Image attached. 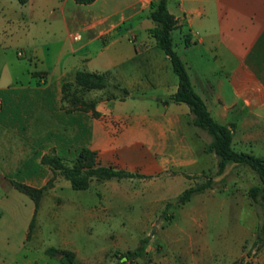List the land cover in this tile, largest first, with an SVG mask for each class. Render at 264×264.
Listing matches in <instances>:
<instances>
[{
    "label": "crops",
    "instance_id": "1",
    "mask_svg": "<svg viewBox=\"0 0 264 264\" xmlns=\"http://www.w3.org/2000/svg\"><path fill=\"white\" fill-rule=\"evenodd\" d=\"M150 1L0 0V183L7 191L17 189L6 176L20 173L32 176L22 182L39 187L52 171L41 161L44 154L72 159L88 147L95 151L96 165L144 176L106 179L103 185L118 191L121 203L109 198L99 206L79 204L82 217L113 222L120 214L121 223L155 225L152 237L162 239L155 245L148 241L130 263L119 253L82 249L67 233L61 234L58 245L19 257L1 254L2 246L7 247L2 238L0 264H64L63 254L50 253V246L74 251L75 264H239L241 256L250 264H264V244L254 245L260 217L247 191L214 185L172 204L178 213L166 211L169 202L195 183L207 160L217 161V156L201 154L191 137L198 127L191 122L189 106L170 99L178 75L148 30L154 25L148 16ZM167 6L191 52L189 60L180 57L194 89L215 120L233 126L234 149L236 145L238 151L263 157L255 148L264 149V0H168ZM12 43L29 49L31 58L40 62L39 69L28 70L34 83L28 79L18 84L19 73L7 53ZM77 69L107 72L108 85L84 90L72 102L64 97L62 83L73 80ZM115 83L128 93L121 96L120 87H114L115 96L109 97ZM15 152L27 156L13 157ZM178 167L186 173L169 172ZM184 182L187 185L179 187ZM56 186L43 191L37 208L28 195V230L14 250L23 251L43 194ZM135 197L140 208L134 214L122 207L128 208ZM56 201L59 204L60 198ZM160 220L163 224L156 225ZM220 220L226 225L218 226ZM111 235L148 239L123 230ZM88 237L95 234L89 232Z\"/></svg>",
    "mask_w": 264,
    "mask_h": 264
},
{
    "label": "rangeland",
    "instance_id": "2",
    "mask_svg": "<svg viewBox=\"0 0 264 264\" xmlns=\"http://www.w3.org/2000/svg\"><path fill=\"white\" fill-rule=\"evenodd\" d=\"M172 38L174 49L177 51L179 56L181 55L186 60L191 59V52L185 48L186 41L182 30L174 29L172 31ZM67 42L71 43L73 41L71 38H68ZM18 44L19 43H17V45ZM15 45V43H12L9 46L7 53L10 62L14 64L15 71L19 73L17 82L18 84H27L28 79H30L34 83L35 78L29 77L28 70L39 69L41 67L40 62L37 59H33V57L31 58L29 49H17L15 48ZM18 50L22 51L21 55L17 54ZM199 63L200 62H198V64ZM108 94H115L114 87L109 89ZM191 137L197 143L201 154H203V152H205L204 146L210 140V135L205 130L197 128ZM234 147L235 149L240 148L236 145ZM255 149L258 154L262 156L264 155V149L258 146H256ZM14 156L23 157L27 156V153L15 152L13 157ZM63 159L68 163H72L75 158ZM216 170V160L211 157L207 160V163L203 165V169L200 173L194 178L195 183L203 181L208 176H211L217 187L222 188L225 185H229L234 189L237 188L238 192L242 194L248 191L249 187L252 185H261V181L257 173L247 165L230 162L227 164L222 173L217 174ZM6 177L11 180H18L22 182L23 180H29L32 176L29 174L18 173ZM105 180L100 181L96 178H92L88 188L76 189L72 187L70 181L64 175L57 171H50V187L55 184H57V186L55 189H51L43 194L41 200L42 205L37 212L35 221L31 225L30 235L29 238L25 240L26 245L24 246L23 251L18 250L17 248L14 250V248L15 246L20 245L21 239L28 230L24 217L27 214L26 212L28 211V208L32 204V200L27 194L18 189L14 188L7 191L4 185L0 183V240L4 238L7 242V247L2 246L1 254L5 256H12L15 254L16 257H19L23 252H37L43 246L51 244L58 245L62 242L61 234L63 233H67V235H69L68 239H70L72 244L75 243L80 245L82 249L86 250L89 248H96L98 251H101V253L106 252V255H114V253H119L120 255L127 249H133L139 244L140 240H125L123 238H117L116 235H111L112 233L118 234L122 230L134 237L146 235V237H148L146 243H148V241L153 245L159 243L161 239L159 235H157V238L156 236L152 237L156 228L155 225L149 226L143 223H121L122 218L120 214H115L113 222L100 218L89 222L87 219L82 217V208L77 207L79 204L85 205V207L95 204L99 206L100 202H104L105 199L109 198H112V200L114 202H118V204L121 203L120 193L118 191L111 190L110 188H105V185L102 183ZM136 180L137 179H124L123 182H135ZM184 183L180 184L179 187L187 185ZM224 195H226V193H224ZM57 198H60L59 204H56ZM172 204H176V199ZM172 204L166 207V211L178 213L177 208ZM139 205V199L135 197L130 201V206L128 208L127 206L122 208L135 214L140 208ZM122 208L119 207V210L121 211ZM256 208L260 219H262L261 215L264 212V205H256ZM164 215L165 214L162 212L160 219L163 221H165ZM162 220L157 222L156 225L159 223L163 224L161 223ZM177 221L181 222L180 216L177 218ZM217 225L224 226L226 225V222L220 220ZM147 226L149 227L146 229ZM214 228H216V226L210 228L211 233H214ZM89 232L95 234V238L89 239ZM210 241L213 242L215 239H210ZM164 249L167 250L166 243L164 244ZM243 258L244 257L241 256L236 260V262L241 264ZM134 260L135 259H126L125 261L133 263Z\"/></svg>",
    "mask_w": 264,
    "mask_h": 264
},
{
    "label": "trees",
    "instance_id": "3",
    "mask_svg": "<svg viewBox=\"0 0 264 264\" xmlns=\"http://www.w3.org/2000/svg\"><path fill=\"white\" fill-rule=\"evenodd\" d=\"M18 1L24 3L27 0ZM77 1L91 2L93 0ZM167 1L168 0L150 1L148 16L152 18L154 25L148 30L151 35L154 36L156 44L169 56L173 70L178 75V87L177 90L171 94L170 99L178 102H185L189 106L192 114V124L205 130L210 135V140L204 146V150L216 154L217 174L222 173L230 162L247 165L257 173L261 185H252L247 192L256 205H264V158L253 153L234 149L232 146L233 126H228L215 120L202 97L194 89L185 63L173 46L172 31L177 28L179 24L174 14L169 11ZM107 85V72L77 69L74 72L73 80L63 81L62 90L65 98H69L72 102H76L84 90L103 88ZM113 87L119 88L120 86L115 83ZM120 89L122 92L121 96L128 93L126 88L120 87ZM107 95L109 97L115 96V94ZM41 161L47 164L53 171H57L64 175L70 181L72 187L76 189L87 188L92 178L102 181L112 177L144 176L137 172L116 168L111 165H96L95 151L88 147H83L72 163H68L61 156L54 153L44 154ZM169 172L186 173L184 167L172 168ZM11 181L18 190L26 193L35 201L36 208L43 191L48 189L51 185V181L49 180L46 184L39 187L18 180ZM214 185L215 183L211 176H208L203 181L191 184L178 194L176 203H184L194 194L212 188ZM171 204L172 202H169L168 206ZM261 218L256 228V239L254 240V245L257 247L264 244V212ZM33 222L34 218L30 223V228ZM146 241L147 238H142L135 248L127 249L122 253V256L131 259L136 255H141L144 252ZM48 251L50 253H62V261L64 264L76 263L75 252L70 249H58L57 247L50 246L48 247ZM241 264H250V262L249 260L243 259Z\"/></svg>",
    "mask_w": 264,
    "mask_h": 264
},
{
    "label": "built area",
    "instance_id": "4",
    "mask_svg": "<svg viewBox=\"0 0 264 264\" xmlns=\"http://www.w3.org/2000/svg\"><path fill=\"white\" fill-rule=\"evenodd\" d=\"M76 36H78V35H76ZM17 54L18 55H21L22 54V51L21 50H18Z\"/></svg>",
    "mask_w": 264,
    "mask_h": 264
}]
</instances>
